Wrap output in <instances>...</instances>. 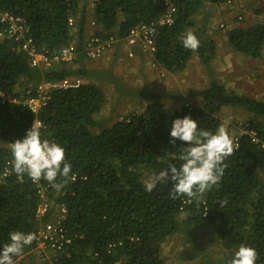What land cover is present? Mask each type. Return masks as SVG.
<instances>
[{
  "label": "trees",
  "instance_id": "trees-1",
  "mask_svg": "<svg viewBox=\"0 0 264 264\" xmlns=\"http://www.w3.org/2000/svg\"><path fill=\"white\" fill-rule=\"evenodd\" d=\"M230 1L171 0L175 9L172 22L162 24L163 0H0V13L23 18L27 27L24 39H31L35 50L49 57L59 54L71 41L74 29L80 44L92 21L94 33L100 37L114 34L122 38L129 28L145 24L154 33L155 61L161 69L182 71L196 56L211 76L206 87L195 91L197 102L168 114L164 104L156 100L157 95L144 88L124 86L108 69L104 77L94 72L102 84L113 82L124 98L146 100L139 113L107 127V120L95 117L106 101L105 89L86 80L93 70L82 56L79 67L59 61L40 69L29 64L17 40L0 38V248L9 241L12 231L36 232L37 185L26 175L17 176L12 171L11 143L23 139L33 121L39 120L42 136L63 146L72 165L68 177L57 178V183L63 184L61 188L45 180L39 182L47 187L55 204L66 207L62 225L71 238L63 252L37 254L42 264H167L162 254L167 237L182 232L185 241L196 243L191 231L206 225H214L221 250L228 258L223 264H230L242 244L256 248V264H264V180L257 176L264 174V102L228 90L212 77L209 63L215 44L205 36L209 16L205 6H222ZM199 12L204 14L197 22ZM4 29L0 22V32ZM189 31L200 40L196 51L185 49L181 43ZM225 36L235 52L252 58L261 56L264 24L235 26ZM135 54L138 66L142 59ZM66 77L81 78L83 83L51 90L47 104L38 113L20 102L26 90L35 94L40 81ZM225 107L248 112L250 118L243 123L246 132L237 138L235 154L225 161L227 168L220 184L199 200L172 199L171 181L158 184L152 192L145 191L143 176L148 178L169 164L181 163L178 156L186 144L178 139L175 144L170 142L174 119L190 115L201 129L215 132ZM250 130L258 141L251 138ZM225 200L227 203H222ZM33 247L34 242L23 252ZM180 254L192 261L196 251ZM198 264L218 263L204 260Z\"/></svg>",
  "mask_w": 264,
  "mask_h": 264
},
{
  "label": "clouds",
  "instance_id": "clouds-1",
  "mask_svg": "<svg viewBox=\"0 0 264 264\" xmlns=\"http://www.w3.org/2000/svg\"><path fill=\"white\" fill-rule=\"evenodd\" d=\"M238 18L241 19L240 16H238ZM92 22H90L89 25H95L92 24ZM88 28L89 26L86 27L87 33L84 34L83 38L86 35H95L94 30H89ZM75 32L74 29L72 38L73 35H75L77 39V49L81 51V41L83 38L79 44ZM109 35H113L120 39L112 50L114 51L116 47H119L120 52L126 54L128 46H126L123 41L125 36L120 38L114 34ZM181 43L185 49L192 51H196L200 47L199 38L191 31L187 32V34L181 38ZM131 49L134 51V54L137 52L140 55L142 65L151 69L152 73L158 78L165 79V77H169L170 75L180 72L183 73L184 70L187 69L186 67L184 70L176 73L166 72L156 63L155 55L152 59L155 65L152 66L151 58H148L147 54H145L138 45H134ZM19 50L23 51L21 49ZM112 50L99 60H104V58L113 52ZM80 51L77 55L78 59L75 60L74 64L70 65L79 67L81 64L79 56L83 57L84 62L87 60L97 61L86 58L81 53L82 51ZM126 58L130 60H138L136 54L133 58H128L127 56ZM214 58L215 54L213 59ZM190 62H192V60H190ZM220 83L223 84L221 81ZM25 94L21 96V100ZM97 115L95 116L96 118ZM170 137V142L173 144H175L177 139L186 144L178 156L181 163L179 165L172 163L169 164L166 169L151 173L144 182V189L147 192H152L158 184L171 181L173 185L171 191L172 199L187 197L189 199L199 200L204 193L220 184L224 177L225 169L227 168L225 161L228 157L235 154L238 146L235 144L229 131L225 127H220L215 132L201 129L198 126L197 120L192 119L190 115L174 119L170 131ZM11 154L13 161L12 171L17 176L26 175L34 183L45 180L56 189L63 186L62 183H57V178L68 177L72 170V165L66 158L64 147L59 143L44 138L42 136L41 126L35 123L26 131V135L23 139H16L11 143ZM222 203L226 204L227 201L225 200ZM187 216L188 214L186 213L185 218H187ZM36 239L37 235L34 232H10L9 241L0 248V264H16L15 258L19 257L20 260V256L25 247L30 246ZM37 258L40 260L39 257ZM258 258L259 254L256 248L242 244L238 250L235 251L233 258L230 260V264H256ZM19 260L17 264H19Z\"/></svg>",
  "mask_w": 264,
  "mask_h": 264
},
{
  "label": "rangeland",
  "instance_id": "rangeland-1",
  "mask_svg": "<svg viewBox=\"0 0 264 264\" xmlns=\"http://www.w3.org/2000/svg\"><path fill=\"white\" fill-rule=\"evenodd\" d=\"M205 7L206 13L209 14L206 21L205 36L212 39L214 44L221 46V40L224 39L223 37H226L223 32L225 24L223 21V23H220L219 21L216 23V20L213 19V17L216 16L211 8L214 7ZM203 14V12H199L195 16V20L200 22ZM236 20L241 21L240 18H238V15L236 16ZM210 21L212 26L208 30ZM220 24H222V26ZM94 28L95 25H89L88 29L93 30ZM114 51L112 52L113 54L108 55L106 57L107 59L103 61L97 60L94 62L87 60L84 62L86 66L93 70L91 73L92 75L86 78V80L101 86L102 89H105L106 101L101 112L97 115V118L98 120H107L105 123L107 127L111 125V123L122 120L124 117L139 113L144 108L146 100H137L133 97H126V99L121 92L117 91V89L113 87V82L107 80L105 81L106 83L102 84L103 81L101 82V79L97 80V78H95V73L97 70H100V68L110 70L115 78L119 79L120 83L123 82L124 86L127 84V86L139 87L141 89L144 88L147 92L157 95L156 100L164 104L165 111L168 114L179 110L182 106L187 104L189 105L192 102H197L199 98L196 96L195 91L206 87L211 79L210 74L202 66V64L198 62L196 56L191 59L192 65H188L187 69L184 70L185 72H180L162 79L153 74L151 69L146 66L142 64L137 66L138 62L136 60L132 61L127 59L126 56H123V53L121 56L120 49ZM214 59H212L209 64L211 65L213 72L212 77L215 78L214 74L219 70L216 69V60L214 61ZM100 73L101 74H99V76L104 77V71H100ZM133 74H136V76ZM139 74H142L145 78L143 81L137 80L141 78ZM220 81L222 80H219V82ZM100 83L102 85H100ZM252 98L258 100L256 97ZM248 118H250L248 112L239 109L224 108L221 111V124L219 128L226 127L228 124L226 129L229 131L234 140L238 132L242 130L244 121ZM257 176L264 180V174H257ZM146 179L147 177L143 176V180L146 181ZM191 233L193 235L195 233L193 238L196 239V243L193 241H185L182 232L172 234L162 243V254L163 257H165L167 264H198V262H204V260L223 264V262L228 259L226 254L221 250V246L219 244L220 242L216 238L214 225H206L202 229L198 230L197 228H194ZM192 250L196 251V256L192 261L186 260L180 254L182 251H188V253H190Z\"/></svg>",
  "mask_w": 264,
  "mask_h": 264
},
{
  "label": "built area",
  "instance_id": "built-area-1",
  "mask_svg": "<svg viewBox=\"0 0 264 264\" xmlns=\"http://www.w3.org/2000/svg\"><path fill=\"white\" fill-rule=\"evenodd\" d=\"M163 3L165 5V11L160 23L169 24L172 22L175 9L171 4V0H163ZM0 22L5 25V29L0 32V38L7 37L17 40L19 42V49L27 54L30 65L32 66L46 70L56 65L59 61L74 64L75 60L78 59L77 55L80 50L77 49V39L75 35H73L70 43L61 49L59 54L49 57L46 52H37L31 43V39H24L27 27L23 18L8 13H0ZM92 24H94V22H92ZM69 25L71 28L74 27L73 19L69 20ZM119 41L120 39L113 35H108L106 37H100L94 34L86 35L81 41L82 52H80L90 60H99L107 55ZM123 41L124 44L128 46L126 52L128 58L134 57L135 54L131 48L134 45H138L152 61L155 52V39L154 33L150 27L145 24H137L129 28L128 34L123 38ZM151 63L152 66L155 65L153 61ZM81 83H83L81 78L70 77H66L60 81L42 80L36 85L35 94H32L30 90H26V94L20 102L32 113L36 114L47 104L51 90L75 88ZM34 123L40 125L42 128V124L39 120H34L32 125ZM244 132H246V130L242 129L238 132L237 136H235L234 142L236 145L237 138ZM249 134L253 140L258 141L255 132L250 130ZM34 184L37 185L36 188L39 200L35 210V219L37 221L35 233L37 239L34 241V247L31 250H35L38 254L50 253L51 255L63 252L64 248L71 243V238L62 225V220L65 219L66 207L63 204H55L52 199H50L47 194L48 191L46 186L40 185L39 182ZM49 214L50 217H47ZM41 258L47 259L45 256H41ZM18 260L19 257H16V264ZM97 264L103 263L98 262Z\"/></svg>",
  "mask_w": 264,
  "mask_h": 264
},
{
  "label": "crops",
  "instance_id": "crops-1",
  "mask_svg": "<svg viewBox=\"0 0 264 264\" xmlns=\"http://www.w3.org/2000/svg\"><path fill=\"white\" fill-rule=\"evenodd\" d=\"M212 7H214L211 9H213L216 16L213 17L216 20L215 22L218 23L219 21L225 24L224 33L235 26H247L253 23L264 24V0H232L222 6ZM237 15L241 17V21L233 19ZM209 24L208 30L212 26L211 21ZM223 38L221 46L215 44L214 61L216 60V69L219 70H215V78L222 80L221 82L225 83L228 90L234 91L239 95L256 97L258 100L264 101V45L261 50V56L259 58H252L235 52L228 45L226 37ZM120 55L122 56V53ZM135 60L139 62L137 59ZM191 65L192 63L190 62L189 66ZM105 69L100 68L97 72L100 73V71H105ZM136 74L133 75L136 76ZM139 75L141 78L137 80L143 81L145 78L142 74ZM100 85L102 84L100 83ZM227 127L228 124L225 128ZM37 254L35 250L23 252L20 256L19 264H42L41 260L37 258Z\"/></svg>",
  "mask_w": 264,
  "mask_h": 264
}]
</instances>
